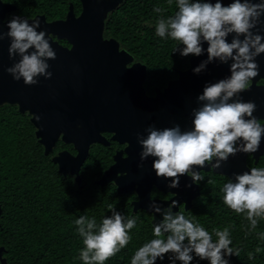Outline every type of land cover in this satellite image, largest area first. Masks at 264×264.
I'll list each match as a JSON object with an SVG mask.
<instances>
[{"label": "clouds", "instance_id": "9594fccd", "mask_svg": "<svg viewBox=\"0 0 264 264\" xmlns=\"http://www.w3.org/2000/svg\"><path fill=\"white\" fill-rule=\"evenodd\" d=\"M175 4L174 14L161 15L156 20V35L177 41L179 46L173 52L179 50L182 56H201L206 52L207 59L193 68L196 74L217 60L225 64L231 61V64L230 75L206 83L197 96L198 107L192 110L191 129L182 130L179 124L163 129L149 126L146 136L138 134L141 160L153 157L156 176L173 178L168 183L169 188H178L184 174L199 185L205 179L202 168L206 162L211 170H216L237 153L254 154L259 151L264 137V124L254 116L257 105L239 98L259 75L256 58L264 54V35L261 34L264 31V0H232L227 5L222 0H215V3L212 0H175ZM153 11L163 13L165 9L154 6ZM5 24L8 31L0 32V40L10 39L8 54L15 61L6 72L16 81L22 79L26 85L37 84L41 76L51 78L48 60L56 59V52L49 43L53 39L51 33L43 29L38 31L40 20L13 14ZM212 182L211 178L207 181ZM221 191L224 204L245 216L249 232L255 230L259 219L264 218V167L234 173ZM107 207L111 215L103 216L100 223L87 215L74 220L84 245L78 257L83 264H104L131 240L130 230L136 226L137 217L123 215L112 204ZM149 207L153 214L158 213L163 218L153 224L154 238L135 250L130 264H157L158 260H165L166 253H170L169 264H177V261L193 264L195 257L209 264H230L231 256L239 257L242 249L233 245L230 227L214 228L209 232L184 212H174V208L180 207L177 200L163 209L152 200ZM257 236L264 241V232H258ZM261 250L257 246L254 252L247 253L248 258L253 259Z\"/></svg>", "mask_w": 264, "mask_h": 264}, {"label": "trees", "instance_id": "16d2710c", "mask_svg": "<svg viewBox=\"0 0 264 264\" xmlns=\"http://www.w3.org/2000/svg\"><path fill=\"white\" fill-rule=\"evenodd\" d=\"M12 1L18 7V14L30 18L44 14L48 21L65 19L70 3L76 14L82 8L80 0ZM154 6L165 11L156 13ZM175 11V0L171 4L168 0H124L107 23L127 46L139 48L142 60L155 64L186 62L187 57L179 50L173 52L179 46L177 41L163 39L155 33L158 17L172 15ZM61 43L68 45L66 41ZM158 70L152 66L153 72ZM61 145L65 144L61 142ZM55 152L44 155L28 114L22 115L16 106L0 108V208L3 212L0 246L7 250L4 257L8 264H83L78 257L84 245L74 220L87 215L100 223L103 216L111 215L108 204L127 217H137V224L130 230L131 240L125 248L104 264H130L135 250L154 238L151 216L144 212L134 213L130 197L119 195L114 186L103 188L96 184L95 173L88 161L80 172V186L72 176L64 177L52 161ZM223 184L205 187L196 207L184 214L209 232L214 228L230 227L233 245L242 249L239 257H230V264H264V241L257 236L258 232H264V218L259 219L257 228L249 232L245 216L224 204ZM257 246L262 250L250 260L247 253L254 252ZM168 255L170 253L157 264H169ZM197 261L198 264H209L198 257L194 258L193 264Z\"/></svg>", "mask_w": 264, "mask_h": 264}, {"label": "water", "instance_id": "95a60500", "mask_svg": "<svg viewBox=\"0 0 264 264\" xmlns=\"http://www.w3.org/2000/svg\"><path fill=\"white\" fill-rule=\"evenodd\" d=\"M80 2L81 13L77 15L73 3H70L65 19L48 21L44 14L31 18L23 15L29 20L38 18L41 23V29L38 31L46 30L53 37L49 43L56 52V59L48 60L49 71L52 72L51 78L46 79L41 76L35 85H26L22 79L14 80L11 74L6 72V68L11 67L15 62L8 54L10 39L0 40V108L5 105L16 106L22 115L30 116L37 142L44 148L45 156L53 153L58 141L72 145L77 152L76 155L65 150L53 156L52 161L58 166L61 175L75 177V182L79 186L82 184L80 171L89 157L91 145L105 142L102 132L107 131L108 123L120 128V124L116 123L117 116L109 115L108 106L117 94L112 88V80H110L112 74L109 73L115 68L106 66L120 59L114 56L113 50H109L108 45L115 40H106L104 31L109 14L124 0H80ZM212 2L215 3V0ZM231 2L232 0H222L225 5ZM13 9L16 10V7ZM6 10H10V7L0 5V32L8 31L4 19ZM231 38L232 35L227 39L230 41ZM61 41H66L68 45L62 44ZM204 47L207 48L206 42ZM16 59L18 60L19 57ZM206 59L205 52L201 56L193 55L190 62L195 68ZM256 62L264 63V54L258 56ZM224 65L217 60L209 63L205 70L220 69ZM259 69L264 72L263 66L259 65ZM144 94L142 90L143 99ZM141 109L142 117H146L143 115L145 112L147 118H151L158 125L169 127V85L165 89L160 107H156L155 104L153 107L142 105ZM134 130L133 127L125 130L132 137L130 143H136L133 144L137 148L136 153L132 152L133 168L128 169L125 179H115L114 173L118 171L116 165L97 184L101 187L114 184L119 195L136 191L139 197V200L133 203V212L136 213L139 209L152 211L149 207L152 203L150 186L161 187L155 180L147 182L150 178L148 165L153 161V157H148L145 161L141 160L138 152L142 151V146L138 143L137 137L138 134H142L140 132L134 134L132 132ZM120 134L122 132H117L113 139L119 140ZM146 183H148L147 189H145L147 186H144ZM155 202L162 209L169 206L168 202ZM191 204L192 201L189 200L186 210L191 208ZM2 214L0 208V221ZM151 214L152 225L159 223L163 218L158 213L151 212ZM6 251L4 246H0V264H8L7 258L4 257Z\"/></svg>", "mask_w": 264, "mask_h": 264}, {"label": "flooded vegetation", "instance_id": "af4514ba", "mask_svg": "<svg viewBox=\"0 0 264 264\" xmlns=\"http://www.w3.org/2000/svg\"><path fill=\"white\" fill-rule=\"evenodd\" d=\"M0 5L6 8L10 7V10L5 11V21L13 14L20 15L17 13L18 7L12 0H0ZM14 7H16V10L13 9ZM118 8L109 14L108 19L112 14L117 12ZM261 34L264 35V31H262ZM104 38L106 40H115V42L108 45V48L114 51V56L116 58L120 59L118 62L115 61V63H108L106 65L112 69L115 68L113 71L110 70L109 73L112 74L110 79L112 80V88L114 91H117V94L111 99L108 106L110 109L109 115L117 116L116 123L120 124V128L108 123L106 126L107 131L105 130L102 132L105 142L94 143L90 147V154L86 162L88 161L95 173L94 182L96 184L108 171L113 170L116 165L118 166V171L114 173L115 179H125L128 174V169L133 168L132 152L136 153L135 149L137 148L133 145L136 143H130L132 137L127 134L125 131L126 129L133 127L136 130L132 131L134 134L140 132L142 136H146V129L149 126H155L157 129L164 128V125L160 126L151 118H147L145 112L143 115L146 117L141 116L142 105L146 107L150 105L153 107L155 104L156 107H160L164 98L165 89L169 85V127L179 124L182 130H189L192 128V110L198 107L197 96L202 93L206 83L216 82L230 75L229 68L231 64V62L227 64L223 63L225 65L220 67V69H212L210 71L203 70L201 73L196 74L193 72V64L190 62V58L193 56L192 54L187 56L188 61L186 62L155 64L150 61L142 60L143 56L139 52V48L133 49L127 46L124 40L120 39L118 35L111 30V24H108L107 21ZM180 47L183 46L181 45ZM258 64L264 67V63ZM152 66L158 67L159 70L153 72ZM195 83L197 84L195 85ZM142 90L145 92L144 99L142 97ZM239 98L244 101L255 102L257 108L254 112V116L260 119L261 123L264 124L263 71H259V75L252 79L249 88L240 93ZM151 114H153L152 109ZM117 132H122V134L119 135V140L121 141L113 139ZM61 142L62 141H58L54 149L56 152L52 157L65 150L71 152L73 155L77 154L72 145L65 144L66 147H64L65 145H61ZM140 153L141 152H138V154ZM148 167H150L149 170L147 169L150 178H148L147 182H153L155 180L161 187L158 188L155 185L150 186V199L159 202H168L167 205H170L169 203L173 200H177L180 207L174 208L173 211L177 212L180 210L184 213H189L196 207L197 203L202 198L205 187L226 183L228 178L233 177L234 173H243L244 171H248L251 167H264V137H262L259 151L254 154L237 153L234 156H230L229 159L223 162L222 166L216 170H211L206 162L205 166L202 168L205 179L201 181L199 185L193 183L191 178L187 176V174H184L180 177L178 188H169L168 183L173 178H158L152 168V162ZM193 167L197 169L201 168V166ZM209 178L213 181L211 184L207 183ZM73 179L75 180V177H73ZM147 184L148 183L144 186L146 187ZM189 184H191V187L187 186ZM110 185L114 186L117 192V187L114 184ZM147 188L148 186L145 189ZM122 196L130 197L129 202L134 209L133 203L139 200L137 192L133 191L122 194ZM189 200L192 201L191 208L186 210V204L189 203ZM138 212L149 214L152 224L153 216L151 211L139 209L136 213Z\"/></svg>", "mask_w": 264, "mask_h": 264}]
</instances>
